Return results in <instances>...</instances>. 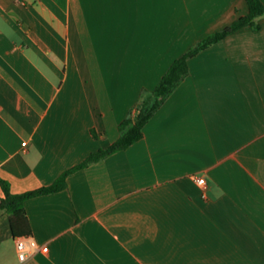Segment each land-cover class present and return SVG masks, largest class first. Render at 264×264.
Wrapping results in <instances>:
<instances>
[{"label":"crops","instance_id":"1","mask_svg":"<svg viewBox=\"0 0 264 264\" xmlns=\"http://www.w3.org/2000/svg\"><path fill=\"white\" fill-rule=\"evenodd\" d=\"M248 13L246 0H0V178L14 194L52 185L118 140L174 60ZM257 22L188 60L140 141L25 202L38 247L25 263L0 210V264H264Z\"/></svg>","mask_w":264,"mask_h":264},{"label":"trees","instance_id":"2","mask_svg":"<svg viewBox=\"0 0 264 264\" xmlns=\"http://www.w3.org/2000/svg\"><path fill=\"white\" fill-rule=\"evenodd\" d=\"M246 2L249 9L247 16L240 17L223 30L203 38L184 55L174 60L152 91L144 90L142 92L137 106L120 123L118 127L119 138L115 143L105 149H99L92 153L82 163L64 172L52 185L47 187L21 194H14L10 191L8 182L0 178V186L4 192V198L0 200V210H6L10 214V226L15 237L30 235V228L24 208L27 200L65 190L67 187V178L70 174L84 169L113 153L126 150L143 138V129L146 124L188 76V60L190 58L195 57L201 51L243 28L260 29L257 19L264 16V3L261 0H246Z\"/></svg>","mask_w":264,"mask_h":264},{"label":"built area","instance_id":"3","mask_svg":"<svg viewBox=\"0 0 264 264\" xmlns=\"http://www.w3.org/2000/svg\"><path fill=\"white\" fill-rule=\"evenodd\" d=\"M196 182L202 187L206 186V181L203 177H197ZM16 250L20 263H25L37 252L38 247L31 237L23 236L16 238Z\"/></svg>","mask_w":264,"mask_h":264}]
</instances>
